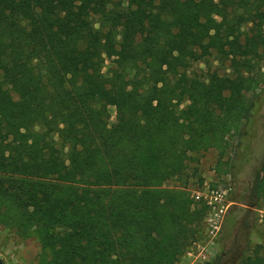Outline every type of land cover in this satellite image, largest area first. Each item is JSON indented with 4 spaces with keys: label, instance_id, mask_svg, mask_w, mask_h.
I'll return each instance as SVG.
<instances>
[{
    "label": "trees",
    "instance_id": "trees-1",
    "mask_svg": "<svg viewBox=\"0 0 264 264\" xmlns=\"http://www.w3.org/2000/svg\"><path fill=\"white\" fill-rule=\"evenodd\" d=\"M211 52L228 73L190 79ZM262 85L264 0H0V227L37 264H176L207 210L189 155L224 153ZM225 255L205 264H264V241Z\"/></svg>",
    "mask_w": 264,
    "mask_h": 264
},
{
    "label": "rangeland",
    "instance_id": "rangeland-1",
    "mask_svg": "<svg viewBox=\"0 0 264 264\" xmlns=\"http://www.w3.org/2000/svg\"><path fill=\"white\" fill-rule=\"evenodd\" d=\"M108 64L109 61L106 60L103 72ZM210 72L218 75L228 73L227 62L218 60L214 52L203 61L192 64L187 73L192 80H202ZM248 98L253 103L252 116L241 125L237 133L227 137L228 146L224 153L209 149L189 155L187 169L190 178L186 189L200 194L216 192L228 204L222 215L219 231L212 238L206 233V210L197 239L186 248L176 264H205L224 253L226 255L218 262H231L234 254L242 252L243 255H248L253 246L264 241V204L251 208L244 201L252 184L253 170L264 151V85ZM107 111V122L112 124L114 108L109 106ZM246 133L250 135L248 160L238 167L236 158L242 153L240 146ZM164 185L173 188L178 184L177 181L170 180ZM39 254L40 246L35 235L21 238L13 231L0 227L1 264H37Z\"/></svg>",
    "mask_w": 264,
    "mask_h": 264
},
{
    "label": "built area",
    "instance_id": "built-area-1",
    "mask_svg": "<svg viewBox=\"0 0 264 264\" xmlns=\"http://www.w3.org/2000/svg\"><path fill=\"white\" fill-rule=\"evenodd\" d=\"M191 198L194 201H203L207 207V216L205 219L207 227V235L209 238L214 237L220 228V223L222 220V215L227 207V202H223L222 195L216 194V192H206L205 194H200L199 192H191ZM224 194V193H222Z\"/></svg>",
    "mask_w": 264,
    "mask_h": 264
},
{
    "label": "water",
    "instance_id": "water-1",
    "mask_svg": "<svg viewBox=\"0 0 264 264\" xmlns=\"http://www.w3.org/2000/svg\"><path fill=\"white\" fill-rule=\"evenodd\" d=\"M0 264H1V261H0Z\"/></svg>",
    "mask_w": 264,
    "mask_h": 264
}]
</instances>
